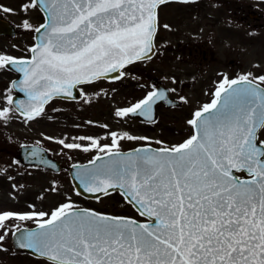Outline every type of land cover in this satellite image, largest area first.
Wrapping results in <instances>:
<instances>
[{"label": "snow or ice", "instance_id": "6c2138e0", "mask_svg": "<svg viewBox=\"0 0 264 264\" xmlns=\"http://www.w3.org/2000/svg\"><path fill=\"white\" fill-rule=\"evenodd\" d=\"M168 2L22 3L24 12L42 8L44 22L34 28L39 39L28 48L30 57L0 53V70L23 73L19 90L28 95L27 104L6 96V103L13 107L0 108V119L19 111L26 120H34L55 97L76 100L83 96V102L89 103L85 87L105 79L120 81L128 75V65L151 60L156 54L158 8ZM0 11L14 10L0 6ZM22 27L33 29L28 19L22 21ZM261 84L264 75L225 76L211 102L187 120L192 133L171 146L156 140L161 147L122 153L120 141H148L149 137L117 131H109L110 144H102V138L94 136L74 138L81 143L56 141L64 149H97L99 154L89 161L91 167L73 165L80 168L83 193L119 191L147 222L82 209L70 199L48 211L29 204V211L0 210V251L11 235L19 247L34 250L49 264H264ZM164 98L163 91H149L131 106L117 108L115 115L139 113L155 123L149 115L151 106ZM179 99L187 102L184 96ZM101 127L107 129L108 125ZM236 173H247L250 178ZM13 220H35L37 230L17 237L20 228L12 230Z\"/></svg>", "mask_w": 264, "mask_h": 264}, {"label": "rangeland", "instance_id": "374dc122", "mask_svg": "<svg viewBox=\"0 0 264 264\" xmlns=\"http://www.w3.org/2000/svg\"><path fill=\"white\" fill-rule=\"evenodd\" d=\"M199 1L209 3V5H206L199 12L215 13L214 15H218V20L216 19L212 22V20L206 19L201 23L198 20L194 21V12L196 11L190 9L193 7V3H168L162 5L160 9L161 25L156 37L160 50L155 62L165 64L167 72L173 74L178 69L186 67L187 65L183 62H177L175 57L178 56L179 58L180 53L186 51L190 46L194 49L197 42L207 44L213 51L212 54L208 48L207 52L213 55L209 61L210 64L205 66L208 70L200 76L198 89L192 93L186 92L187 102L181 101L178 106L163 108L161 110L163 111L161 112V118L164 125L167 126L163 139L170 143L182 142L188 137L191 129L190 125L187 124V120L191 118L193 111L211 101L212 93L209 90L210 88L208 89L207 84L211 83L212 79L210 78L215 75L216 69L220 75L216 86L225 76L229 77L232 72H250L253 77L264 75V0H236L244 6L249 4L252 9L261 13V15H258L257 20H255L254 26L251 24L247 25L245 22L241 25V22L233 18L230 10H222L221 12V8L218 7L220 3H229L228 1L231 0H198L196 3ZM26 2L27 0H0V6H8L11 9L17 8L24 14V17H21L22 20L37 21L39 19H35L38 15L37 8L31 9L28 12L21 11V4ZM16 12L14 10L12 13H3L13 15ZM185 16L188 20H185ZM165 24L169 26L167 29L164 28ZM188 37L191 40L206 38L208 42L205 43V39H202L204 41H196L194 45L191 42H187ZM26 41L29 42L27 43ZM30 41L31 36L29 39V34L22 36V38H0V53L9 55L21 52L28 48L31 44ZM169 56L170 59L168 58ZM195 62H198V56L197 60L194 61L188 55L187 63L190 66L188 69L195 71L199 67H197ZM200 66V69L204 68L203 65ZM227 71L228 73L221 76L223 72ZM1 75H3L4 82H6L10 73L7 70H0V77ZM156 75L158 76V74ZM126 81L124 79L122 82H119L121 83L119 87L117 83L105 85L102 82H96L92 86L85 87L87 99L90 102L84 103V100H82L76 103L75 114L89 115L90 124L93 127H101L103 123H106L108 126L110 125V129L121 130L123 125L119 122L120 120L112 123V120L117 117L115 110L120 107L131 106L135 99L142 94L141 89L137 90L131 86L126 87ZM182 82L179 81L180 84ZM144 86L147 89L149 87L148 82H145ZM131 95L132 97L130 98ZM2 99H4V96L0 94V102H3ZM3 103L6 107H9L6 105V101ZM57 105L58 103H54L49 106V109H53ZM43 121L44 116L31 121L22 120L12 111L9 113L8 118L4 119L5 123L0 122L1 127L5 124L6 128L10 131L8 138L12 148H15L20 141L41 139L50 146L52 152L61 153L64 159L77 158L79 155L83 156L81 151L64 149L62 145L56 142L60 139H64L67 142L68 140H72L73 136L68 137L65 135L71 134V131L65 127V129L63 128L64 130L59 128L60 126L56 123H46L56 125L52 131H45V129L41 131L39 124L45 123ZM58 131L61 133H58ZM147 134L155 135L154 133ZM48 137H52L53 139L49 140ZM261 139H264V133L261 134ZM68 150L73 153H68ZM5 168L0 163V210L29 211L28 205L34 204L36 210L48 211L58 206L59 203L67 202L70 199L76 206L86 205L114 212L126 211L129 215L139 218L136 212L116 192L97 201L77 196L72 190L65 170L52 173L37 167H23L12 157L9 169L4 170ZM9 177L12 179H9ZM53 187L56 188L55 192L52 191ZM34 222L35 220H13L11 227L17 224H32ZM0 264H49V262L44 259H37L24 254H13L11 252H9V257H7L5 251H0Z\"/></svg>", "mask_w": 264, "mask_h": 264}, {"label": "flooded vegetation", "instance_id": "af4514ba", "mask_svg": "<svg viewBox=\"0 0 264 264\" xmlns=\"http://www.w3.org/2000/svg\"><path fill=\"white\" fill-rule=\"evenodd\" d=\"M15 28H16V35H20V37L22 38V36L26 35V33L28 32L26 29H23L22 24L20 22H18L17 24H15ZM26 52H22L19 55H15L16 57H21V56H25ZM185 60H188V57H186ZM144 62H142L140 64L139 67H137V71L133 72L131 71L129 73V69L127 68V73L128 75L123 78L126 81L125 86L126 87H134L135 89L139 90L141 89L142 94H145V86L139 87L138 84L140 83V79L139 76H141L140 72H146V67L145 65H142ZM201 63V62H200ZM200 69H196L195 71H191L190 69H184L181 71L180 74L175 73V75L173 74V77H175V83L168 81V83L166 84L168 89H175V91L178 92V95L183 94V96L185 98L186 97V92L188 93H192L195 92L198 87H199V81L200 78L197 77L196 73L199 72ZM146 75V73H145ZM180 76H187V79L189 81H183L181 84L179 83V79ZM151 78V76H150ZM149 78V80H150ZM122 79V80H123ZM122 80L120 81H109V80H102L103 82H107L109 84H114L115 82L118 84V87L122 82ZM158 83H161L162 80L157 79ZM183 85L186 86V88L182 87ZM117 87V88H118ZM208 89L211 87V84H207ZM195 90V91H194ZM152 91V89L150 90ZM149 92V91H148ZM170 94L174 95L172 91H169ZM132 97V95L130 96V98ZM84 99L83 96H81L77 101L75 100H66V99H53L52 101H50L46 107L44 112L42 113L44 115V121L45 123H43L44 128H52V127H56L52 126L50 124H46V123H56L58 126H60L59 128L63 129L64 127L67 128V130L71 131L72 133L69 135H76V136H94L97 138H102L101 139V143L102 144H110L111 143V138L109 137L108 133L109 131H115L114 128L110 129V125L108 126L107 129L102 128L100 126H90L87 122H89L90 120H87V116H81V115H76V109H75V104L76 102L82 101ZM55 102H58L59 104L54 107L53 109H49V106L53 105ZM163 108H165L162 105H158L157 106V116L155 119V123H152L151 121H144L141 120L138 117H132V116H127V117H122V119H118L116 118L115 120H112V123H116L121 122V124L123 125L122 129L117 131V132H128L133 136H147L149 137L148 141H143V140H122L119 143V149H124V148H128V147H132L136 144H145V143H149L152 144L154 146H162V145H157L155 143L156 140H162L164 142V144L171 146L172 144H176V143H170L166 140L163 139V136L167 130V126L164 125L163 123V119L161 118V111ZM41 114V115H42ZM23 117V116H22ZM106 124V123H105ZM42 125V124H41ZM104 125V123L102 124ZM64 128V129H65ZM63 129V130H64ZM172 131V130H171ZM147 133H154L155 135L152 134H147ZM11 151V144H10V140L8 138V135L6 133V129H4L0 126V156H4L6 155V161L8 162L9 159V153ZM81 154L83 156H78L76 158V160L82 161L85 160L86 158H89L90 156H92L93 154H95L96 152H98V150H90L88 152H85L83 150H80ZM3 159H5V157H3ZM64 159V157H63ZM66 160V159H64ZM5 244V243H4Z\"/></svg>", "mask_w": 264, "mask_h": 264}, {"label": "water", "instance_id": "95a60500", "mask_svg": "<svg viewBox=\"0 0 264 264\" xmlns=\"http://www.w3.org/2000/svg\"><path fill=\"white\" fill-rule=\"evenodd\" d=\"M42 9V8H41ZM44 12V11H43ZM0 22H3L2 20H0ZM38 39H39V34H37L35 32V43L38 42ZM261 88H264L263 86L260 85ZM14 101H23L25 104L28 103V95H27V92L24 93L22 96L20 97H16L14 99ZM157 102V101H156ZM155 102V103H156ZM154 103V104H155ZM166 103H174V102H166ZM154 104L151 106V111L153 110L154 108ZM137 114V113H136ZM144 147H151L149 145H142V146H136L134 148H131L129 150H125V151H120L122 153H128V152H132L134 151L135 149L137 148H144ZM151 148H154V147H151ZM26 153V154H25ZM34 154V155H33ZM22 155H26V156H29L31 158H33L30 162H33V163H38V164H42V165H49L50 167H54L56 170L58 169V166H53L52 163L47 159V156L46 154L44 153V151L38 147V146H29V147H24L22 149ZM36 156V157H35ZM105 159H107L105 157ZM73 165H76V166H80V165H83V166H86V167H91V165H89V161L86 162V163H81V164H72L70 167H69V175H70V178H71V181L73 183V186H74V189L75 191H80L82 193L83 196H86V197H93V198H96L97 195L101 196L103 194H92V193H83V189L80 187V181H79V178H78V173L80 172V168L79 167H73ZM250 178V177H248ZM248 178H245V179H248ZM109 191H112L111 189ZM83 209V208H82ZM135 209V208H134ZM110 215V214H108ZM132 218V217H130ZM147 218V217H146ZM134 219V218H132ZM155 218H153L154 220ZM136 220V219H135ZM138 221V220H137ZM141 223H144V222H147V221H139ZM32 230H37V225L34 226V227H22L20 228V232L17 233V237L20 236L21 234L23 233H26L28 231H32ZM11 242H12V245L14 248L16 249H19V250H22V251H27L33 255H36L38 256L34 250H30V249H26V248H21L18 246V243H17V238L16 237H11Z\"/></svg>", "mask_w": 264, "mask_h": 264}]
</instances>
